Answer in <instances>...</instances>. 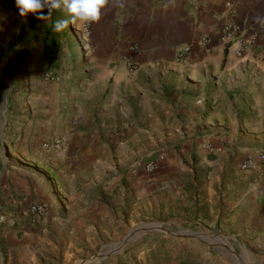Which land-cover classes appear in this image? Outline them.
<instances>
[{"label":"crops","instance_id":"0c3cea01","mask_svg":"<svg viewBox=\"0 0 264 264\" xmlns=\"http://www.w3.org/2000/svg\"><path fill=\"white\" fill-rule=\"evenodd\" d=\"M18 15L15 0H0V26L19 23ZM64 19L65 10H53L48 22ZM226 25L255 35L241 58L219 40ZM181 45L189 52L178 62ZM76 51L61 81L33 75L14 88L32 91L28 101L0 94V264L50 258V234L106 212L101 195L110 196L111 212L123 196L119 184L129 212L157 191L152 203L186 204L196 223L264 235V167L239 169L264 153V0H127L88 25ZM86 164L120 177L77 183ZM231 179L238 188L230 193ZM32 201L49 205L37 223L26 215ZM254 242L264 248V238Z\"/></svg>","mask_w":264,"mask_h":264},{"label":"rangeland","instance_id":"374dc122","mask_svg":"<svg viewBox=\"0 0 264 264\" xmlns=\"http://www.w3.org/2000/svg\"><path fill=\"white\" fill-rule=\"evenodd\" d=\"M45 12L44 8V15ZM31 15H18L19 23L0 26V94L5 93L4 97L8 99L21 96L22 101H28L33 97L30 90L21 93L14 90L19 83L28 82L29 76L36 75L47 84L61 81L66 76L62 72L67 57L71 64L76 57L72 51L77 49L75 53H81L83 39L87 37L82 38V28L77 23L56 30L48 19L40 21ZM31 18L33 25L29 23ZM45 75H48L47 79ZM30 109L32 107H25L26 114ZM88 167L86 164L78 168L77 183L120 177V171L111 175L109 171ZM61 172L63 174L65 170L61 169ZM237 185L231 179L229 192L236 190ZM119 186L123 196L115 206L112 203L111 212L108 206L110 196L101 195L100 202L106 204V212L95 213L87 223L76 226L70 233L69 229L60 236L51 233L57 246L51 241L54 249L46 250L51 257L41 254L38 264H78L103 251H108L104 258L99 261L93 258L85 264H264V248L254 242V238H264V235L196 223L186 204L176 208L161 200L166 197H161L157 204L152 203L153 198H158L157 191L147 196L148 205L138 202L129 212L125 196L127 187ZM76 221L70 223L76 224ZM119 243L122 246L116 248ZM110 246L113 250L109 249Z\"/></svg>","mask_w":264,"mask_h":264},{"label":"built area","instance_id":"2783aa9c","mask_svg":"<svg viewBox=\"0 0 264 264\" xmlns=\"http://www.w3.org/2000/svg\"><path fill=\"white\" fill-rule=\"evenodd\" d=\"M81 34L82 38L88 35V25L81 24ZM219 40L224 45H227L232 54L235 57L241 58L243 57L253 46L255 41V35L251 34L248 37H241L238 35V29L234 25H226L221 29ZM85 39H83V42ZM199 44L201 46H205L207 44V40L205 37L199 40ZM134 50V47H131ZM189 52L188 45H181L177 47L174 51L175 60L178 62H183L185 56ZM125 69L128 73H133L136 69V65L133 60L124 61ZM48 78V75H45V79ZM58 141H52V146H58ZM48 146V145H47ZM207 150H211L207 147ZM259 167V169H263L264 167V153L257 152L255 155L247 156L239 165L240 170H248ZM153 169V165L151 163H147L143 166V170L147 172H151ZM49 210V205L44 201H32L26 206V215L29 217L30 222L37 223L43 220Z\"/></svg>","mask_w":264,"mask_h":264},{"label":"clouds","instance_id":"9594fccd","mask_svg":"<svg viewBox=\"0 0 264 264\" xmlns=\"http://www.w3.org/2000/svg\"><path fill=\"white\" fill-rule=\"evenodd\" d=\"M126 3L127 0H15L21 17L32 14L40 21L49 19L53 10H65L71 20H57L56 30L66 28L69 23L98 24L102 19L103 11L109 5L122 8ZM44 8L48 9L47 15L43 14Z\"/></svg>","mask_w":264,"mask_h":264},{"label":"water","instance_id":"95a60500","mask_svg":"<svg viewBox=\"0 0 264 264\" xmlns=\"http://www.w3.org/2000/svg\"><path fill=\"white\" fill-rule=\"evenodd\" d=\"M116 246H117L116 248L121 247L122 243L116 244ZM109 249L113 250L112 246H110ZM107 252L106 251L100 252L99 254L96 255V257H93V258H95L94 260L99 261L100 259L104 258L106 256ZM93 258H91L90 260H92ZM90 260H84L78 264H85V263L89 262Z\"/></svg>","mask_w":264,"mask_h":264}]
</instances>
